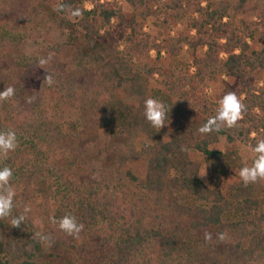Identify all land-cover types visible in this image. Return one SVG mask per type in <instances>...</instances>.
<instances>
[{
    "label": "trees",
    "instance_id": "obj_1",
    "mask_svg": "<svg viewBox=\"0 0 264 264\" xmlns=\"http://www.w3.org/2000/svg\"><path fill=\"white\" fill-rule=\"evenodd\" d=\"M54 1L0 0V61L12 60L19 71L16 82L0 74V92L15 89L13 98L0 102V131H15L18 141L16 150L0 159V167L13 170L12 215L31 208L20 228L11 227L10 218L0 219V264L264 262V183L228 184L237 169L236 153L211 147L221 135L229 144L254 146L264 139V91L256 87L264 71V33L262 50L252 49L249 42L264 26V10L251 9L260 21L239 26L230 12L243 11L251 0H128L132 12L102 0H66L82 12L74 22L54 10ZM150 18L169 29L186 21L187 26L159 42L144 30ZM59 29H67L77 42L72 59L81 75L67 77L63 61L48 72L38 67L36 56L19 53L13 59L27 40L59 52L60 45L52 40ZM186 46L192 74L173 65ZM45 72L52 75L53 85L44 83ZM156 74L164 90L149 88ZM223 76L229 80H223L218 100L235 92L246 111L235 127L202 135L199 127L219 107L205 89ZM120 89L136 104L120 97ZM33 91L39 95L28 103ZM149 92L165 104V123L174 126L167 140L143 115ZM74 99L119 140L105 148L113 168H94L85 157L88 137L66 119L64 105ZM141 132L152 143L137 149L135 138ZM191 151L204 160L194 159ZM132 160L146 162L144 176L124 169ZM204 165L220 180H202ZM66 214L84 225L79 239L50 223V217ZM36 231L50 234L52 246L33 240Z\"/></svg>",
    "mask_w": 264,
    "mask_h": 264
},
{
    "label": "rangeland",
    "instance_id": "obj_2",
    "mask_svg": "<svg viewBox=\"0 0 264 264\" xmlns=\"http://www.w3.org/2000/svg\"><path fill=\"white\" fill-rule=\"evenodd\" d=\"M104 1L111 4L117 3L118 6L121 7L124 11L132 12V8L129 6L128 0H102V2ZM227 1H231L235 4L238 2V0H227ZM55 3L56 1L52 3L53 8L55 6ZM86 7L90 9L92 8V4L87 3ZM253 8L264 10V1L251 0L245 6L243 11L231 10L230 16H233L234 20L236 21V24L239 26L241 25L242 21L259 22L260 20L257 11L248 12ZM228 19L229 18H226L225 21H227ZM77 21L78 20L76 19L74 22ZM156 21L157 20H155L154 18H150L146 23L144 30L149 34L158 37L159 42L162 41L164 39V36L167 34L176 36L179 31L183 30L187 26V21H186L177 25L173 29H169L168 27H165L163 25L156 24ZM34 22L37 23V21L32 19V23ZM192 33L195 34V32ZM263 33H264V26L261 24L260 32L256 34L255 39H249L252 49L254 50L263 49V45L260 40L261 35ZM52 40L53 43L60 45L59 52H48L44 48L32 42L31 40H27L25 43L21 45L18 54L16 53L13 56V59H16L19 53L27 57L36 56L38 59H40L41 57H47L49 54H51L52 60L48 65H46V67L43 70L48 72H53L56 69V67L59 66V63L63 61L64 62L63 65L66 70L67 77L72 78L81 75L83 71L76 66L74 60L72 59V55L76 49L77 42H75L73 39H70V32L67 29H59L52 34ZM122 48L123 47H121V49ZM188 49H189L188 46H186L183 52L179 55V57L176 58L173 65H179L181 67H184L186 70L189 69V73L192 74L195 71V68L191 63L192 61L190 59V52ZM206 50L207 47L200 48L197 54L199 56H202ZM162 55L163 58H166L167 56L166 52H162ZM151 56L153 58H156L157 53L155 51H152ZM221 56L226 57L224 53H222ZM164 62L167 63V65L170 63V61L169 62L164 61ZM0 74L2 76H6L11 81L16 82L18 80L19 71L16 67H14L12 60H9L7 62L0 61ZM223 80L227 81L229 80V78L223 76L222 79L218 80L217 82H210L207 88L205 89V93L207 94V97L213 103H217L218 97L220 96V94H222L223 85H224ZM162 81H163L162 77L156 74L154 78L148 81V86L151 90L152 89L164 90V88L161 86ZM256 87L258 89V92L264 91V71L262 73V76L256 82ZM118 93L119 96L124 98L126 101L136 104L134 99L131 98L129 95H127L124 90L120 89ZM151 93L152 92H149L148 98L152 97ZM29 95L37 96L39 95V92L33 91L32 93H29ZM102 100H104V98H102ZM82 104L83 103L80 99H74L72 101L66 102V104L64 105L66 109V119L74 130H76L78 133H85L86 136L88 137V142L84 144V149H85L84 151H85V157L88 159L89 162H91L92 167L113 168L114 164H112V161L106 156L105 148L110 144L117 143V141L119 140H116L109 136V133L104 128L102 122L100 121V118L86 114L82 109ZM255 113L258 115L261 114L258 109L255 110ZM165 124L166 127L162 130L158 129V133L160 135L162 134L164 140H167L169 139L168 138L169 131H171L174 126L171 123H165ZM252 136H255V134H253ZM118 143L121 144L122 142H118ZM144 143H152V140L145 133L141 132L135 138L134 144L137 149H141ZM242 146H245V144H243L240 141L236 142L235 144H229L227 141V137L225 135H221L219 141L211 146L213 149H217L220 151H224V152L231 151L233 153H236L235 158L237 161V166H236L237 169L227 179L228 184H238L242 182L239 178V170L241 169V167L245 165L250 166L252 163V159H253L252 154L250 152L242 151ZM191 156L200 162L204 160L203 155L198 151H191ZM145 166H146L145 161L132 160L126 164L124 169L132 170L138 176H144L145 168H146ZM199 175L202 180L208 183L210 182V180H214V181L220 180L217 178L216 175H213L208 171L206 165L202 167ZM259 182L264 183V181H259ZM255 264H264V262L255 263Z\"/></svg>",
    "mask_w": 264,
    "mask_h": 264
},
{
    "label": "clouds",
    "instance_id": "obj_3",
    "mask_svg": "<svg viewBox=\"0 0 264 264\" xmlns=\"http://www.w3.org/2000/svg\"><path fill=\"white\" fill-rule=\"evenodd\" d=\"M54 10L64 13L70 20L75 21L82 17V12L78 8H73L66 3V0H56ZM30 54V53H29ZM52 60V55L41 57L38 60V67L44 69ZM44 83L51 86L55 83L52 75L45 72ZM15 96V89L11 86L6 87L0 92V102L10 100ZM35 96L28 98L27 102L32 103ZM219 107L215 116L210 117L206 123L198 129L202 135L212 132H219L223 127H235L239 120L242 119L246 107L242 99L235 92H227L218 100ZM146 121L156 129H164L166 127L167 109L165 104L156 98H147L144 101V113ZM18 147L17 134L13 130L0 131V159L6 158L9 152H13ZM182 151H186L182 147ZM242 151L252 154L251 165H245L239 170V178L242 183L247 186L259 181H264V139L259 140L254 146H242ZM13 178V170L10 167H0V219L10 218L11 227L20 228L27 220V214L31 212L29 206H25L23 213L13 216L14 199L16 191L11 181ZM50 223L57 226L58 229L73 239H79L84 225L79 223L74 215L66 214L59 219L50 217ZM206 240H210L211 236L206 235ZM225 234H218V239L223 241ZM33 240L38 241L42 246L51 247L53 244L52 236L43 231H36L32 236Z\"/></svg>",
    "mask_w": 264,
    "mask_h": 264
},
{
    "label": "crops",
    "instance_id": "obj_4",
    "mask_svg": "<svg viewBox=\"0 0 264 264\" xmlns=\"http://www.w3.org/2000/svg\"><path fill=\"white\" fill-rule=\"evenodd\" d=\"M146 167V166H145ZM146 169V168H145ZM206 182V181H205ZM206 183H208V182H206Z\"/></svg>",
    "mask_w": 264,
    "mask_h": 264
}]
</instances>
